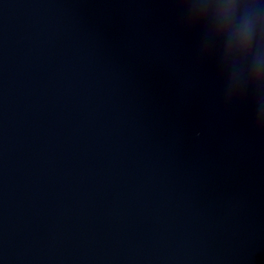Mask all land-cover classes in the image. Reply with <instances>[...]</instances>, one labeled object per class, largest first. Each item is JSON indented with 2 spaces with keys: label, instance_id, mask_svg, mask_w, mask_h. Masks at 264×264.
Wrapping results in <instances>:
<instances>
[{
  "label": "water",
  "instance_id": "1",
  "mask_svg": "<svg viewBox=\"0 0 264 264\" xmlns=\"http://www.w3.org/2000/svg\"><path fill=\"white\" fill-rule=\"evenodd\" d=\"M0 264H264V0H0Z\"/></svg>",
  "mask_w": 264,
  "mask_h": 264
}]
</instances>
